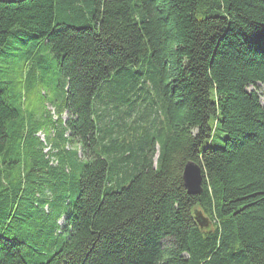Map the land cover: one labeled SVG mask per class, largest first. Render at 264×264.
Wrapping results in <instances>:
<instances>
[{"label":"trees","instance_id":"1","mask_svg":"<svg viewBox=\"0 0 264 264\" xmlns=\"http://www.w3.org/2000/svg\"><path fill=\"white\" fill-rule=\"evenodd\" d=\"M46 61L37 119L9 72ZM257 84L264 0H0V264H264ZM141 95L161 117L120 110Z\"/></svg>","mask_w":264,"mask_h":264},{"label":"rangeland","instance_id":"2","mask_svg":"<svg viewBox=\"0 0 264 264\" xmlns=\"http://www.w3.org/2000/svg\"><path fill=\"white\" fill-rule=\"evenodd\" d=\"M22 63V62H21ZM21 63L17 62L12 65V71L9 72L10 77L14 79V89L17 88H23V92L25 93V107L29 111V113H34L35 117L39 119L40 117V102L41 98L39 97V92L49 93L52 94L55 99L61 100V89H59L58 85L61 80L60 76L55 71V65L53 63H50L48 61L41 62L39 65V68L37 69L35 75L33 77H28L27 67L21 71ZM22 74V75H21ZM29 79V81H28ZM28 85V88L27 86ZM249 91H254L257 93L261 101L264 100V86L257 84L255 87H250L248 89ZM47 97V94L44 95V97ZM45 97V98H46ZM116 104V103H114ZM121 105V104H120ZM119 105V106H120ZM45 109L50 112V114L55 113L53 108L49 105H44ZM122 112H131V118L130 119H136L138 117H143L146 115H149L151 117H161V114L158 110V103L157 98L155 96H144L141 95L140 98L136 101L134 99L127 100L124 103L123 107H119ZM118 108V109H119ZM50 109V110H49ZM158 115V116H157ZM52 120H57L58 117L56 114L50 115ZM62 120L66 119V116L63 114L61 117ZM129 119V121H131ZM55 122V121H54ZM44 134V141L45 144H47L46 136L47 134L45 131H42ZM38 134V133H37ZM36 134V137H37ZM41 134V133H40ZM39 135V134H38ZM219 137H224L223 134L218 133ZM219 137H215L214 146H218ZM217 142V144H216ZM69 149V146L66 147ZM44 152H46V148L44 147ZM104 157H108L110 159V155H104ZM157 157V147L154 148V155L151 158L152 163L155 162ZM55 162H51V165H55Z\"/></svg>","mask_w":264,"mask_h":264},{"label":"water","instance_id":"3","mask_svg":"<svg viewBox=\"0 0 264 264\" xmlns=\"http://www.w3.org/2000/svg\"><path fill=\"white\" fill-rule=\"evenodd\" d=\"M183 185L187 195H201L202 189V173L200 167L194 162H187L182 172ZM194 219L201 229H206L211 226L210 220L203 216L199 211L194 212Z\"/></svg>","mask_w":264,"mask_h":264},{"label":"bare ground","instance_id":"4","mask_svg":"<svg viewBox=\"0 0 264 264\" xmlns=\"http://www.w3.org/2000/svg\"><path fill=\"white\" fill-rule=\"evenodd\" d=\"M50 110V109H49ZM54 113H52L51 115H53ZM41 133V134H40ZM39 134V135H38ZM38 134H37V137H38V139L42 142V143H44V145H45V148H46V152H44L45 154H47L48 152H49V149H50V147L49 146H47L46 144H45V141H44V134L42 133V132H38ZM56 163V162H55ZM54 163V164H55ZM56 165V164H55ZM53 166V165H52Z\"/></svg>","mask_w":264,"mask_h":264}]
</instances>
